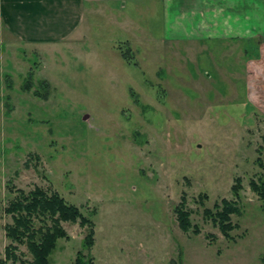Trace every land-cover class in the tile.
<instances>
[{"label":"rangeland","instance_id":"374dc122","mask_svg":"<svg viewBox=\"0 0 264 264\" xmlns=\"http://www.w3.org/2000/svg\"><path fill=\"white\" fill-rule=\"evenodd\" d=\"M120 6H87L72 42L0 44V258L13 191L40 188L91 219L94 264H264L249 188L264 176V37L170 41L159 2ZM237 179L226 239L204 211L234 201ZM62 227L49 264H73L88 231Z\"/></svg>","mask_w":264,"mask_h":264},{"label":"crops","instance_id":"0c3cea01","mask_svg":"<svg viewBox=\"0 0 264 264\" xmlns=\"http://www.w3.org/2000/svg\"><path fill=\"white\" fill-rule=\"evenodd\" d=\"M139 2L162 5L164 36L170 41L264 37V0H0V44L26 48L72 42L81 36L87 6L108 12Z\"/></svg>","mask_w":264,"mask_h":264},{"label":"trees","instance_id":"16d2710c","mask_svg":"<svg viewBox=\"0 0 264 264\" xmlns=\"http://www.w3.org/2000/svg\"><path fill=\"white\" fill-rule=\"evenodd\" d=\"M122 57L127 60L126 54L123 53ZM41 84L44 89L48 88L46 82ZM25 89H29V86ZM47 94L48 92L37 97ZM249 188L260 200L261 209L264 211V176L251 180ZM240 190V180L237 179L231 188L234 201L222 200L220 206L214 205V211H204V215L213 221L226 239H230L229 232L234 228L230 216L239 213L237 201ZM13 193L15 196L9 199L4 209L12 222L4 226L5 237L9 244L4 249L0 264H49V257L55 250L57 241L69 239L62 224L77 222L80 227H86L88 231L82 240V249L76 253L73 264H94L90 257V250L94 245V224L91 219L81 214L79 208L67 203L56 193L47 195L40 188H35L27 194L20 190ZM173 211L179 229L183 233L191 232L194 235L199 233L198 228L191 224L190 212L184 207V201L174 207ZM21 245L25 246L31 260H25L16 254L18 246ZM84 251L88 254L85 255Z\"/></svg>","mask_w":264,"mask_h":264}]
</instances>
